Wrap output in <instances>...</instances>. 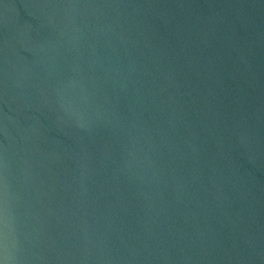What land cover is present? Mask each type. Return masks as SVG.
<instances>
[{
    "label": "water",
    "instance_id": "95a60500",
    "mask_svg": "<svg viewBox=\"0 0 264 264\" xmlns=\"http://www.w3.org/2000/svg\"><path fill=\"white\" fill-rule=\"evenodd\" d=\"M0 264H264V0H0Z\"/></svg>",
    "mask_w": 264,
    "mask_h": 264
}]
</instances>
